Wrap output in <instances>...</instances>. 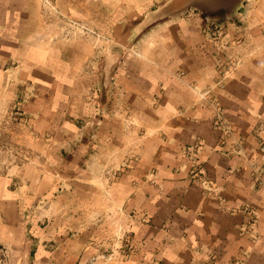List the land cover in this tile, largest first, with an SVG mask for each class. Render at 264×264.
Here are the masks:
<instances>
[{
  "label": "crops",
  "instance_id": "obj_1",
  "mask_svg": "<svg viewBox=\"0 0 264 264\" xmlns=\"http://www.w3.org/2000/svg\"><path fill=\"white\" fill-rule=\"evenodd\" d=\"M12 114L0 264H264V0H0Z\"/></svg>",
  "mask_w": 264,
  "mask_h": 264
},
{
  "label": "rangeland",
  "instance_id": "obj_2",
  "mask_svg": "<svg viewBox=\"0 0 264 264\" xmlns=\"http://www.w3.org/2000/svg\"><path fill=\"white\" fill-rule=\"evenodd\" d=\"M71 32L72 35L69 38L81 36L77 31ZM90 37L95 38L94 36ZM15 118L16 116L14 114L11 116L8 115L2 124L3 127L0 132V173L5 172L9 167L22 166L30 163L27 158H29L31 148L27 147L24 143L22 133L20 131L17 132L15 129V124L17 123Z\"/></svg>",
  "mask_w": 264,
  "mask_h": 264
},
{
  "label": "built area",
  "instance_id": "obj_3",
  "mask_svg": "<svg viewBox=\"0 0 264 264\" xmlns=\"http://www.w3.org/2000/svg\"><path fill=\"white\" fill-rule=\"evenodd\" d=\"M66 23L69 26L70 31H79L85 35L88 34L90 36L98 37L94 31L80 24L78 21L66 19ZM209 95L210 94L205 93L203 94V98L209 97ZM209 104L214 111V127L217 130H220L225 136V138H230L234 140L233 147L236 153H238L240 156L247 157V153L244 147V142L240 140L239 138L237 139L234 137L233 129L231 125L225 120L223 110L221 109L220 105L216 103V101L214 100H210ZM262 131L264 132V129ZM261 149L264 151V140H263ZM253 168H254V175H255L257 183L261 186H264L263 170L257 168L256 166H254Z\"/></svg>",
  "mask_w": 264,
  "mask_h": 264
}]
</instances>
